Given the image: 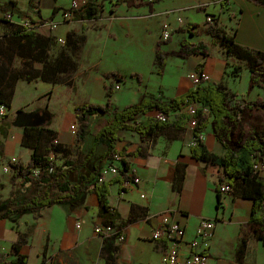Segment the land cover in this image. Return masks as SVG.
<instances>
[{
    "label": "crops",
    "instance_id": "0c3cea01",
    "mask_svg": "<svg viewBox=\"0 0 264 264\" xmlns=\"http://www.w3.org/2000/svg\"><path fill=\"white\" fill-rule=\"evenodd\" d=\"M10 1L14 2V7L8 5ZM71 2L0 0V64L6 68H21L24 62H33L34 70L41 69V63L13 53V47L8 43L15 30L23 27L28 20L42 22L40 27L31 29L36 34L50 37L52 41L65 37L70 43L75 42L73 33L78 32L75 22H81L82 40L77 50L78 69L72 64L74 57L67 54L64 48H58L53 43L48 51L49 59L63 51L65 57L71 60L69 68L66 67L64 71H71L67 74L71 76L69 79L61 82L62 72L55 83L39 77L31 81L24 78L16 81L11 105L0 116V213L8 206L11 193L15 200H22L34 192L29 184H21L20 179L12 185L9 168L3 169L12 159L26 164L31 156L32 148L22 144L23 126L31 122L24 119L27 114L32 115L33 119V116L50 113L49 128L55 132L53 143L60 144L64 153L75 160L86 159L83 165L67 176L71 182H76L93 170L97 160L100 161V170L109 163L117 168L120 164V159L100 158L104 147L94 146L93 131L83 143L76 141L75 134L70 132V125L78 126L75 117L78 104H105L109 95L112 109H120L137 103L145 94L167 103L170 98L184 94L192 87L185 77L186 73L198 69L200 64H203L201 70L209 74L211 81L204 85L223 83L227 77L230 84H223L228 89L234 86L235 83L225 73L234 57H229L224 48L206 33L208 15L218 18L217 25L234 36L237 45L248 51L264 52V5L254 0H156L153 3L148 0H88V3L97 5L94 17L82 19L76 15L55 30L50 29L45 21H60L61 12L69 9ZM198 5L204 6L199 9L196 7ZM6 14H10V18H6ZM163 23H167L171 29L169 40L160 38ZM182 40L191 44L205 43L206 56L185 54ZM19 44L23 45V41ZM159 46L165 54V67L169 65V60L178 66L174 69L175 65L171 63L167 75L160 74L165 67L159 72L156 65L155 52ZM52 48L54 52L51 55ZM146 61L152 66L148 78L140 72L142 63ZM109 73L123 76V80L112 82V76H106ZM133 73L140 77L139 82L129 79ZM164 76L169 78L166 80ZM178 77L180 79L176 83ZM165 80L169 81L166 83L169 86L163 84ZM73 82L79 86L77 94L72 92ZM117 85L118 89L115 88ZM256 88H264V84L253 86L252 90ZM231 90L236 94V99L240 97L241 92L236 93L238 89ZM119 91L122 92L115 99V92ZM59 96L62 97L61 108L56 109ZM18 109L23 112L18 113ZM149 112L154 115L157 111ZM257 113L264 118V112ZM110 117L111 114L107 115L106 120ZM144 117L141 115L138 120ZM262 126L264 123L259 127ZM191 129L189 124L181 131L163 129L148 142L142 143L143 156L126 155L139 148L141 141L138 134L133 131L120 134L116 150L124 148L125 155H118L128 162V171L139 178L136 184H123V191L119 190L117 183L109 187V206L118 216L116 223H122L121 240L115 238L111 244L105 243L101 235L94 233L93 227L102 224L98 216L97 197L93 193L80 192L72 203H58L41 209L40 218L36 221L33 213L27 210L0 219V264H7L16 256L11 247L20 239L19 254L26 256L25 264H163L166 246L151 237L164 216L184 229L178 253L181 260H185L191 252L204 251L207 253L206 264H264V242L255 240L256 234L253 232L264 235V227L261 230L259 226L250 224L252 199L241 198L233 190L220 193V197H217L218 167L196 160L191 155ZM203 140L212 153L219 156L224 154L211 125L204 133ZM49 156L56 164H60L64 158L62 153H49ZM260 175L264 177V170L260 171ZM111 177L113 175L108 174L105 179ZM260 212H264L263 208ZM204 218L216 222L213 237L207 246L197 241L193 247L191 243L196 240V226ZM245 235H248L249 241L240 255Z\"/></svg>",
    "mask_w": 264,
    "mask_h": 264
},
{
    "label": "trees",
    "instance_id": "16d2710c",
    "mask_svg": "<svg viewBox=\"0 0 264 264\" xmlns=\"http://www.w3.org/2000/svg\"><path fill=\"white\" fill-rule=\"evenodd\" d=\"M254 1L264 5V0ZM8 5L14 7V2L10 1ZM73 13L74 16L78 15L82 19H90L96 15L97 5L90 2L85 6L83 14ZM217 22L218 18L215 19L214 17L211 22H207L206 33L224 48L229 57L244 61L249 73L250 87L264 84V52L260 50L248 51L237 45L234 42V36L218 26ZM31 29L24 25L19 27L8 39V43L13 47V53L21 58L25 57L31 61L39 62L42 66L41 69L34 70L32 68L33 62H24L23 67L10 69L0 64V105L5 107L11 105L18 79L24 78L31 81L39 77L43 81L55 83L59 74L64 73L66 67L69 68V58L65 57L63 51H60L55 58L49 59L48 51L53 44L52 38L42 37ZM69 36L70 34L67 38ZM20 41H23V45L19 44ZM66 43L67 45H74V47L77 44L76 41L70 43L68 40ZM181 45L185 54L198 53L202 56L207 54V46L203 42L191 44L182 40ZM155 59L160 72L166 64L165 54L160 46L155 52ZM8 60L10 61V55H8ZM202 67L203 64H200L196 71L200 72ZM106 76H112V82L121 80V77L115 73H109ZM232 97L233 94L223 83L216 85L200 84L190 87L184 94L170 98L167 103L145 94L137 103L126 105L120 109H112L109 95H107L105 104L83 102L75 107V117L78 124L75 139L78 143H83L85 137L91 133L89 117L101 116L107 112V115L111 114V117L98 128L93 138L95 147L98 145L104 147V152L100 158L113 160L118 154L125 155L124 148L120 151L116 150V143L120 141V133L124 130L135 132L141 141L136 151L126 155L143 156L144 146L142 143L148 142L158 132L163 129L181 131L190 121H194L195 125L191 129L193 143L190 145V152L196 160L218 167L217 197H220V186L225 181L235 194L241 198L252 199L250 224H255L262 230L264 212L261 213L260 211L264 206V177L260 175V171L264 170V126L248 127L245 124L255 115V112H264V99L258 96L254 100L238 101L234 104L231 101ZM188 104H196L197 109L194 114L188 115L187 112L183 111ZM204 107L208 108L207 112L203 110ZM149 111H159L164 114L165 119L161 120L155 114L146 115ZM17 112L22 113L23 110L18 109ZM141 115H145V117L138 120ZM27 116L24 119H28L30 122L32 115L27 114ZM33 119L38 124L32 125L33 121H31L23 126L22 144L32 148L28 162L23 164L19 161H8L7 166L11 172L12 185L17 179H20L21 184H29L34 192L22 200H15L14 194L11 193L9 204L0 213V219L27 210L33 213L36 221L40 218V210L45 207L58 203H72L80 192L93 193L97 197L98 216L101 218L102 224L110 225L118 231L103 237L105 243L111 244L113 239L117 238L122 223H116L118 216L109 206V187L117 183L119 190L123 191L125 189L123 184L134 179V174L128 171V162L121 158L118 174L109 179L101 180L100 161L97 160L93 165V170L88 175H82L78 181L71 182L67 176L71 171L83 165L86 159L78 158L75 160L64 153L60 144L53 143L55 132L49 128L50 118L46 119L45 115H36L33 116ZM209 125H211L212 132L224 149L222 156L212 153L205 146L203 136ZM49 153H62L64 155L63 161L56 164ZM258 163L263 169L257 170L255 165ZM253 232L256 234L255 237L253 236L255 240H263L264 242V235L256 231ZM248 241V235H245L242 239L240 255L243 254ZM21 243L22 239L12 245V252L16 256L7 264L26 263V256L19 254Z\"/></svg>",
    "mask_w": 264,
    "mask_h": 264
},
{
    "label": "built area",
    "instance_id": "2783aa9c",
    "mask_svg": "<svg viewBox=\"0 0 264 264\" xmlns=\"http://www.w3.org/2000/svg\"><path fill=\"white\" fill-rule=\"evenodd\" d=\"M95 1L100 2L101 0H95ZM120 1L125 2V0H120ZM155 1L156 0H148V2L150 3H153ZM87 4H88V0H72L69 9H66V11L61 12V20L73 19L74 17L73 12H78L83 14L84 8ZM198 6H204V5H198ZM5 17L10 18V14H6ZM179 20L181 21L180 18ZM211 20H212V16L208 15L206 17V22H210ZM45 23L49 27L55 28L57 26L58 21L47 20L45 21ZM23 25L28 28H35V27H40L42 25V22L41 21L32 22L31 20H28L24 22ZM170 36H171V29L169 28L167 23H163L160 38L162 40H168ZM57 40L59 42H63L62 38H58ZM188 76L192 81L191 83L192 86L209 82V75L202 70L200 72L194 70L190 72ZM115 88L118 89L119 85L115 86ZM5 109L6 108L4 105H0V116L5 114ZM196 109H197L196 104H188L185 106L183 111L187 112L188 115H191L195 113ZM203 110L207 112L208 108L204 107ZM154 114H162V113L157 111ZM188 124L191 128H193L195 122L190 121ZM70 128L72 130V133L75 134L76 132L75 125L74 124L70 125ZM114 159H121V158L119 155H116ZM12 161H14V159H12ZM255 167L257 168V170L263 169L260 163L256 164ZM3 169L8 170V166H4ZM108 174L115 176L116 174H118V168L115 165H112L111 163L105 165V167L102 168L101 170V180L105 179V176H107ZM138 181L139 178L134 177L132 181H127L124 184L125 185L136 184ZM220 190H221L220 193H225V194L231 192L230 186L227 185L225 181L221 183ZM263 210H264V206H263ZM215 223H216L215 220H209V218L201 219L195 229L196 240L192 241L191 245L194 247L197 244V241L200 242L202 241L203 245L207 246L208 241L213 237ZM93 231L95 234L101 235L102 237H106L118 232L112 226L103 225V224H96L93 227ZM184 234L185 232L183 227H181L177 222L172 221L168 216H164L162 222H160L154 228L151 237L152 240L161 241L166 246L165 253H163V264H206L207 253H205L204 251L191 252L189 253V256L185 260L180 259L178 253H180V245L183 241ZM117 238L120 240L123 238L120 231L117 235Z\"/></svg>",
    "mask_w": 264,
    "mask_h": 264
},
{
    "label": "rangeland",
    "instance_id": "374dc122",
    "mask_svg": "<svg viewBox=\"0 0 264 264\" xmlns=\"http://www.w3.org/2000/svg\"><path fill=\"white\" fill-rule=\"evenodd\" d=\"M196 7H198L199 9H201V7L202 6H196ZM213 19V18H212ZM69 20H71V19H69ZM69 20H60V21H58V23H57V26L55 27V28H51V27H49L48 25V27L50 28V29H56V28H58L59 26H61L62 25V23L63 24H65L64 22L65 21H69ZM67 23V22H66ZM75 23H77V28H78V32L77 33H73V39H74V41H76L77 42V44L75 45V46H77V47H72V46H67V40H66V38L65 37H63L62 39H63V42H59L57 39H58V37L56 38V39H54L53 40V45L55 46V45H58V48H64L65 49V52L67 53V54H71L73 57H74V60H73V62H72V64H73V66H75L76 68L75 69H78L77 68V66H76V62H79L78 61V54H77V50L80 48V46L82 45V43H81V33H80V25H81V22H75ZM170 38V37H169ZM160 40V39H159ZM162 40V39H161ZM74 51V52H73ZM53 48H52V50H51V55L53 54ZM175 56V55H174ZM174 58V57H173ZM175 59V58H174ZM75 63V64H74ZM173 64L174 62H173V60H169V65L170 64ZM70 64H71V60L69 59V64H68V66H70ZM169 65L167 66V67H165L164 69H163V71H162V73H160V74H162V75H167L168 73H169ZM174 65H175V63H174ZM176 66V65H175ZM174 66V69H176L178 66H176L175 67ZM151 64H150V62H143L142 63V67H141V69H140V72L143 74V75H145V77H149L151 74ZM173 69V68H172ZM173 69V70H174ZM247 68H246V65H245V63H244V61L243 60H239V59H236V58H234V59H232L231 60V62L230 63H228V68H227V70L225 71V73H226V75L228 76V78L229 79H231L232 80V82H234L235 84H234V86H231L228 90H229V92H231L232 94H233V97H232V99H236L235 98V96H236V94L235 93H233L232 92V88L233 89H238L237 91H236V93L239 91V92H241V94H240V97L239 96H237L238 98L236 99V100H231L232 101V103H234V104H236V102H238V101H244V100H249V99H251L252 97H261V98H264V88H256V89H253L252 90V87H250L248 84H250V83H248V71L246 70ZM175 71V70H174ZM193 71V70H192ZM192 71H190V72H192ZM69 72H71L70 70L68 71V72H64V74L62 75V77H60V81L61 82H64L65 80H67V79H69L71 76L70 75H67ZM76 72H77V70H76ZM76 72L74 73V75L76 74ZM190 72H187L186 73V79L190 82V84L192 83V81L190 80V78H189V73ZM134 74H136V73H133V76L131 77V78H129V79H131L132 80V82H139L140 81V77H137V75H134ZM127 75H129V74H127ZM161 75V76H162ZM175 75H176V72H175ZM209 75V74H208ZM160 76V77H161ZM134 77H137V79L136 78H134ZM164 78L167 80L168 78H169V76H167V77H165L164 76ZM141 79H142V76H141ZM150 79V78H149ZM148 79V80H149ZM179 79H180V77H178V79H177V82H176V78H175V81H174V83L176 82V83H178V81H179ZM123 80V76H121V81ZM147 80V79H146ZM166 80L164 81V83L163 84H165L166 86H169V83L168 84H166L167 82H169V81H167L166 82ZM209 80H210V76H209ZM246 80V81H245ZM148 82H151V81H148ZM210 83H211V81H209ZM230 82L231 81H229L228 79H227V77H226V79H225V82L223 81V83H225V85H228V84H230ZM173 83V84H174ZM175 83V84H176ZM236 84H238L237 86H235ZM149 85H150V83H149ZM71 86H73L72 88V92L74 93V94H77L78 93V91H77V89L79 88V86L78 85H75L74 84V82H73V84L71 85ZM228 88V87H227ZM68 90H70V89H68ZM251 90H252V93H250L251 92ZM120 92H122V91H119V92H115L116 94V97H115V99H117L118 97H117V95L118 94H120ZM231 95V94H230ZM60 96H62V95H60ZM59 96V98H57L56 99V109L60 106V108H61V100H62V97H60ZM231 97V96H230ZM19 102V100H17V102L16 103H18ZM115 104H113V106H114ZM233 105V104H232ZM6 108V107H5ZM60 108L58 109V110H60ZM57 110V111H58ZM62 110V109H61ZM6 113V112H5ZM105 114V115H104ZM104 114H102L101 116H99V117H97V118H95V117H89V120H90V130L91 131H93L92 133H96V130L104 123V121L107 119V112L106 113H104ZM150 116L152 115L150 112L148 113ZM44 115H45V118L46 119H48V118H50L51 119V114L49 113V114H47V112H45L44 113ZM141 117V116H140ZM42 120V119H41ZM31 121H33L32 123H35V119H32ZM261 123H264V118H263V115H259L258 113H255V115L251 118V119H249V121H247V125L248 126H260L261 125ZM75 127H76V125H75ZM70 132H72V130H71V128H70ZM129 131H127V130H124V131H122L121 133L122 134H126V133H128ZM120 133V134H121ZM90 139H91V137H89ZM16 200H18L17 198H16Z\"/></svg>",
    "mask_w": 264,
    "mask_h": 264
},
{
    "label": "bare ground",
    "instance_id": "6f19581e",
    "mask_svg": "<svg viewBox=\"0 0 264 264\" xmlns=\"http://www.w3.org/2000/svg\"><path fill=\"white\" fill-rule=\"evenodd\" d=\"M157 118L161 119V120H164L165 119V116L162 115V114H155Z\"/></svg>",
    "mask_w": 264,
    "mask_h": 264
}]
</instances>
